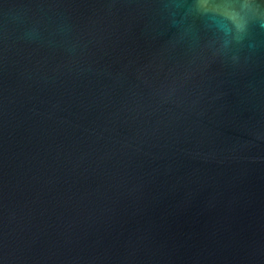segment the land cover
Masks as SVG:
<instances>
[{"label": "water", "instance_id": "1", "mask_svg": "<svg viewBox=\"0 0 264 264\" xmlns=\"http://www.w3.org/2000/svg\"><path fill=\"white\" fill-rule=\"evenodd\" d=\"M0 264H264V0H0Z\"/></svg>", "mask_w": 264, "mask_h": 264}]
</instances>
